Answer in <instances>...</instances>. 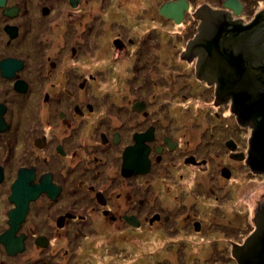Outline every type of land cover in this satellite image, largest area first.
<instances>
[{
    "label": "flooded vegetation",
    "instance_id": "obj_1",
    "mask_svg": "<svg viewBox=\"0 0 264 264\" xmlns=\"http://www.w3.org/2000/svg\"><path fill=\"white\" fill-rule=\"evenodd\" d=\"M226 1L0 3V264H237L261 237L235 99L264 90V0Z\"/></svg>",
    "mask_w": 264,
    "mask_h": 264
},
{
    "label": "water",
    "instance_id": "obj_2",
    "mask_svg": "<svg viewBox=\"0 0 264 264\" xmlns=\"http://www.w3.org/2000/svg\"><path fill=\"white\" fill-rule=\"evenodd\" d=\"M2 1L3 0H0V3ZM175 5L176 4H174V6ZM224 6L233 10L234 8H239V4H237L236 1L233 2L230 0L226 1ZM180 9L175 11L176 15L180 16ZM172 11V6L170 9L169 7H164L162 9L163 13H169ZM170 15L175 16L172 14ZM178 20L179 18H176L175 22L177 23ZM262 90L260 97L257 96L256 98L251 99L242 97V95H238V98L235 99V104L238 107V111L243 112L249 110L252 114H256L257 109L261 108V120L258 121V125L256 127V133L254 137L255 144H253L251 148V158L248 161L249 166H256L259 164L264 165V90ZM12 189L13 191L9 199L12 203H14L16 208L9 212V232L13 233V231H15L20 225V222L24 219V216L28 210V201L35 198L36 194H32L28 190L24 191L22 185H20L18 181L13 185ZM5 236H8V234H5L1 237L0 240L2 242L3 239H7ZM4 243L9 250L8 244L6 242ZM15 252L16 250H9L10 254H14ZM233 256L235 257L237 264H264V205L262 206L261 210V237L259 232L254 233L243 245L233 250Z\"/></svg>",
    "mask_w": 264,
    "mask_h": 264
},
{
    "label": "rangeland",
    "instance_id": "obj_3",
    "mask_svg": "<svg viewBox=\"0 0 264 264\" xmlns=\"http://www.w3.org/2000/svg\"><path fill=\"white\" fill-rule=\"evenodd\" d=\"M262 6V4L260 5V7ZM47 20V19H46ZM51 20L52 21H54V19L53 18H51ZM54 34V33H53ZM55 35V34H54ZM257 180V179H256ZM257 186H259V188H261V189H259L258 191H256L257 193H260L261 192V194L264 192V182H262L261 181V184H260V182L258 181V183L256 184Z\"/></svg>",
    "mask_w": 264,
    "mask_h": 264
}]
</instances>
